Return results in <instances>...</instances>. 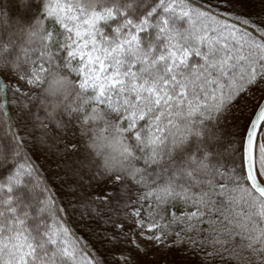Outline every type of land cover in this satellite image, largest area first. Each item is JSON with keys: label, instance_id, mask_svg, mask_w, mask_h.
I'll return each mask as SVG.
<instances>
[{"label": "snow or ice", "instance_id": "obj_1", "mask_svg": "<svg viewBox=\"0 0 264 264\" xmlns=\"http://www.w3.org/2000/svg\"><path fill=\"white\" fill-rule=\"evenodd\" d=\"M0 264H264V0H0Z\"/></svg>", "mask_w": 264, "mask_h": 264}, {"label": "trees", "instance_id": "obj_2", "mask_svg": "<svg viewBox=\"0 0 264 264\" xmlns=\"http://www.w3.org/2000/svg\"><path fill=\"white\" fill-rule=\"evenodd\" d=\"M38 162H39V163H42V164L44 163L43 159H41V160H40V161H38Z\"/></svg>", "mask_w": 264, "mask_h": 264}]
</instances>
